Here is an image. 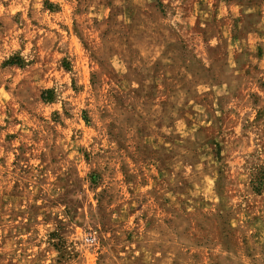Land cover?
Masks as SVG:
<instances>
[{"label":"rangeland","instance_id":"rangeland-1","mask_svg":"<svg viewBox=\"0 0 264 264\" xmlns=\"http://www.w3.org/2000/svg\"><path fill=\"white\" fill-rule=\"evenodd\" d=\"M264 0H0V264H264Z\"/></svg>","mask_w":264,"mask_h":264},{"label":"trees","instance_id":"trees-1","mask_svg":"<svg viewBox=\"0 0 264 264\" xmlns=\"http://www.w3.org/2000/svg\"><path fill=\"white\" fill-rule=\"evenodd\" d=\"M260 185H264V182H262V183L260 182V183H259V186H260Z\"/></svg>","mask_w":264,"mask_h":264}]
</instances>
